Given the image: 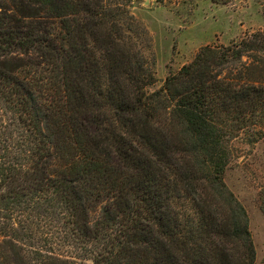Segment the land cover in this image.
Here are the masks:
<instances>
[{"label": "trees", "instance_id": "obj_1", "mask_svg": "<svg viewBox=\"0 0 264 264\" xmlns=\"http://www.w3.org/2000/svg\"><path fill=\"white\" fill-rule=\"evenodd\" d=\"M259 46L203 47L149 92L127 0H0V264H254L224 172L264 86L217 71ZM56 132L76 154L52 173Z\"/></svg>", "mask_w": 264, "mask_h": 264}, {"label": "rangeland", "instance_id": "obj_2", "mask_svg": "<svg viewBox=\"0 0 264 264\" xmlns=\"http://www.w3.org/2000/svg\"><path fill=\"white\" fill-rule=\"evenodd\" d=\"M127 3L130 13L143 24L151 38L146 57L155 81L148 86L149 92L160 89L168 76L176 75L190 64L203 47H228L256 34L264 36V0H230L225 4L211 0H127ZM217 72L221 78L239 84L264 86V47L244 53L239 61ZM253 122L228 143L230 155L224 183L246 212L255 251L254 264H264V117L257 116ZM62 136L56 132L53 138V155L59 166H54L52 173L71 162L76 154L62 142ZM202 173L198 176L202 177ZM201 193L214 202L210 187L201 185ZM183 204L191 210L186 202ZM92 210L97 214L94 207ZM206 210L212 212L209 208ZM222 211V207L215 211L217 221L218 217L222 218ZM233 245L234 254L240 255L241 248Z\"/></svg>", "mask_w": 264, "mask_h": 264}]
</instances>
